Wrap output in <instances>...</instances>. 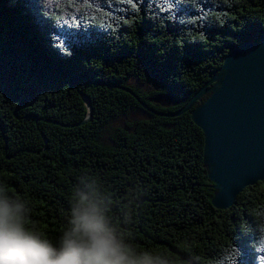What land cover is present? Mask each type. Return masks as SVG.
Wrapping results in <instances>:
<instances>
[{"label": "trees", "instance_id": "trees-1", "mask_svg": "<svg viewBox=\"0 0 264 264\" xmlns=\"http://www.w3.org/2000/svg\"><path fill=\"white\" fill-rule=\"evenodd\" d=\"M263 33L264 0H0V183L29 226L55 241L87 194L140 250L264 264V181L213 208L190 112L157 115Z\"/></svg>", "mask_w": 264, "mask_h": 264}, {"label": "water", "instance_id": "water-1", "mask_svg": "<svg viewBox=\"0 0 264 264\" xmlns=\"http://www.w3.org/2000/svg\"><path fill=\"white\" fill-rule=\"evenodd\" d=\"M205 94L209 96L201 101ZM81 98L87 109L83 124L91 108L89 100ZM186 112L203 136L207 180L215 190L211 205L226 210L244 188L264 181V33L257 42L232 48L183 109L157 115Z\"/></svg>", "mask_w": 264, "mask_h": 264}, {"label": "clouds", "instance_id": "clouds-1", "mask_svg": "<svg viewBox=\"0 0 264 264\" xmlns=\"http://www.w3.org/2000/svg\"><path fill=\"white\" fill-rule=\"evenodd\" d=\"M27 216L24 199L0 183V264H194L192 256L134 247L87 194L76 197L55 241L30 227Z\"/></svg>", "mask_w": 264, "mask_h": 264}, {"label": "rangeland", "instance_id": "rangeland-1", "mask_svg": "<svg viewBox=\"0 0 264 264\" xmlns=\"http://www.w3.org/2000/svg\"><path fill=\"white\" fill-rule=\"evenodd\" d=\"M163 101V100H162ZM165 102L167 103V101H163V103L165 104Z\"/></svg>", "mask_w": 264, "mask_h": 264}]
</instances>
